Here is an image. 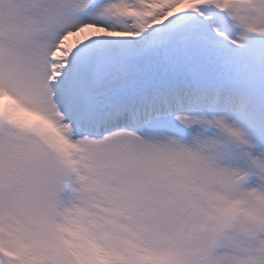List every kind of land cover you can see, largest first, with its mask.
Wrapping results in <instances>:
<instances>
[{
	"label": "snow or ice",
	"instance_id": "snow-or-ice-1",
	"mask_svg": "<svg viewBox=\"0 0 264 264\" xmlns=\"http://www.w3.org/2000/svg\"><path fill=\"white\" fill-rule=\"evenodd\" d=\"M0 264H264V0H0Z\"/></svg>",
	"mask_w": 264,
	"mask_h": 264
}]
</instances>
